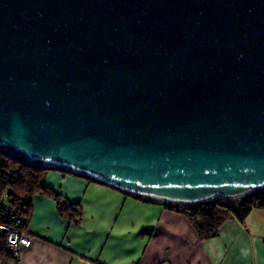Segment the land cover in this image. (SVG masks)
<instances>
[{"label": "water", "instance_id": "95a60500", "mask_svg": "<svg viewBox=\"0 0 264 264\" xmlns=\"http://www.w3.org/2000/svg\"><path fill=\"white\" fill-rule=\"evenodd\" d=\"M0 153L164 203L264 189V0H0Z\"/></svg>", "mask_w": 264, "mask_h": 264}, {"label": "crops", "instance_id": "0c3cea01", "mask_svg": "<svg viewBox=\"0 0 264 264\" xmlns=\"http://www.w3.org/2000/svg\"><path fill=\"white\" fill-rule=\"evenodd\" d=\"M44 186L80 203L75 225L46 194L33 200L32 243L18 261L0 264H264V209L230 219L217 237L200 240L181 213L87 178L50 170Z\"/></svg>", "mask_w": 264, "mask_h": 264}, {"label": "trees", "instance_id": "16d2710c", "mask_svg": "<svg viewBox=\"0 0 264 264\" xmlns=\"http://www.w3.org/2000/svg\"><path fill=\"white\" fill-rule=\"evenodd\" d=\"M50 170L55 169L29 166L0 153V226L7 224L18 232H28L33 216V200L39 194H46L55 200L61 217L75 225L82 222L84 212L80 203L71 202L44 186L45 176ZM63 172L84 177L72 172ZM87 179L97 182L91 178ZM124 193L145 202L163 203L170 210L183 214L195 228L200 240L219 236L222 226L230 219L243 223L253 209H264V189L239 198H216L194 204L164 203ZM7 238V232H0V261L17 263L18 257L13 256L7 247Z\"/></svg>", "mask_w": 264, "mask_h": 264}, {"label": "built area", "instance_id": "2783aa9c", "mask_svg": "<svg viewBox=\"0 0 264 264\" xmlns=\"http://www.w3.org/2000/svg\"><path fill=\"white\" fill-rule=\"evenodd\" d=\"M0 232H7V247L15 257H18L21 250L28 248L32 243V238L27 232H18L15 228L7 224L0 226Z\"/></svg>", "mask_w": 264, "mask_h": 264}]
</instances>
